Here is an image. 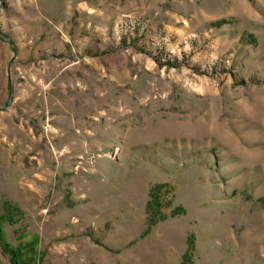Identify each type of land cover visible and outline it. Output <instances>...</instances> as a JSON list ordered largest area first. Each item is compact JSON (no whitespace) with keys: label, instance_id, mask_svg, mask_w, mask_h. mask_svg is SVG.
Returning a JSON list of instances; mask_svg holds the SVG:
<instances>
[{"label":"rangeland","instance_id":"rangeland-1","mask_svg":"<svg viewBox=\"0 0 264 264\" xmlns=\"http://www.w3.org/2000/svg\"><path fill=\"white\" fill-rule=\"evenodd\" d=\"M191 233L264 264V0H0V264H182Z\"/></svg>","mask_w":264,"mask_h":264},{"label":"trees","instance_id":"trees-1","mask_svg":"<svg viewBox=\"0 0 264 264\" xmlns=\"http://www.w3.org/2000/svg\"><path fill=\"white\" fill-rule=\"evenodd\" d=\"M158 186H153L150 190V198L147 202V214H148V230L156 224L159 220L165 219L168 214L162 211V204L160 199V195L158 194L159 189ZM186 210L183 207H178L171 212V215H178L184 213ZM11 224H14L15 221L10 220ZM196 237L193 233L188 236V245L185 253L183 254L182 264H193V256L196 250ZM20 250H14L13 253V263L19 264L20 260Z\"/></svg>","mask_w":264,"mask_h":264},{"label":"water","instance_id":"water-1","mask_svg":"<svg viewBox=\"0 0 264 264\" xmlns=\"http://www.w3.org/2000/svg\"><path fill=\"white\" fill-rule=\"evenodd\" d=\"M11 95H12V86H11V84L9 85V98L11 97Z\"/></svg>","mask_w":264,"mask_h":264}]
</instances>
